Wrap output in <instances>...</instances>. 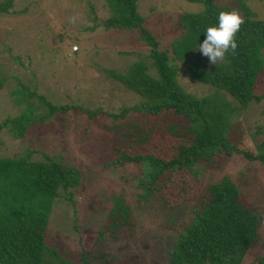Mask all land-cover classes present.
<instances>
[{
  "label": "rangeland",
  "instance_id": "rangeland-1",
  "mask_svg": "<svg viewBox=\"0 0 264 264\" xmlns=\"http://www.w3.org/2000/svg\"><path fill=\"white\" fill-rule=\"evenodd\" d=\"M237 1L214 0L232 10ZM88 2L94 6V16ZM103 4V0H14L9 14H0V122L33 120L25 138L13 140L3 131L0 156L20 158L30 151L31 161L51 159L81 170L79 186L70 190L71 201L62 195L52 205L43 264H170L169 252L181 228L195 216L200 194L219 177L228 176L241 201L264 213V163L232 156L212 163L209 172L194 175L178 170L158 197L139 199L137 183L145 181L148 169L143 163L120 165L112 160V150L127 140L117 132L124 122L117 114L132 108L138 97L110 75L124 74L136 62L149 66V51L137 41L138 31L101 26L107 20ZM247 4L264 19L261 2ZM202 9L186 0H142L137 11L160 48L170 49L180 36L178 17ZM210 65L199 50L193 51L186 64H178L181 87L196 96L209 92L211 86L192 80L188 69ZM255 92L264 94V85ZM61 107L67 111L58 112ZM244 113L248 123L243 134L240 129L232 134L240 148L258 152L255 143L264 139V129L258 136L253 133L260 125L264 128V99L250 104ZM164 127L151 130L145 150L176 153L183 138ZM119 195L132 209L134 227L125 229V237L99 236ZM258 233L257 244L241 264H257L264 256V214Z\"/></svg>",
  "mask_w": 264,
  "mask_h": 264
},
{
  "label": "trees",
  "instance_id": "trees-1",
  "mask_svg": "<svg viewBox=\"0 0 264 264\" xmlns=\"http://www.w3.org/2000/svg\"><path fill=\"white\" fill-rule=\"evenodd\" d=\"M13 1L0 0V14L8 15ZM103 1L107 20L101 26L109 30L138 31L137 41L149 51V66L136 62L124 74L110 75L138 97L132 108L117 114L124 119L117 132L127 140L112 150V160L113 164L120 165L143 163L148 169L145 181L137 183L139 199L158 197L170 175L178 170H188L194 175L209 172L212 163L232 156L264 163V139L255 143L259 154L240 148V141L236 144L232 134L234 129H240L243 134L242 129L248 123L244 112L250 104L264 99V94L255 92L264 85V19L247 4L259 1L264 11V0L237 1L233 10L246 22L237 34L235 54H227L217 65L188 69L192 80L211 86L201 96L181 87L178 64H186L193 51L199 50L208 27H218L219 13L232 9L222 8L214 0H186L202 5V12L180 15L177 19L180 36L171 42L170 49H162L159 40L144 28L145 21L138 14L142 0ZM87 5L89 14L94 16V6L91 2ZM57 111L67 110L61 107ZM32 122L6 119L0 122V135L7 130L13 140L25 138ZM163 124L172 136L183 138L171 156L144 149L151 139V130H159ZM263 129L258 126L253 137L263 133ZM80 171L51 159L31 161L30 151L20 158L0 156V264H43L44 233L52 205L62 195L71 201L70 190L79 186ZM205 189L198 199L195 216L181 228L168 262L241 264L250 247L257 244L264 213L244 204L237 186L226 175L208 183ZM117 198L99 236L125 237L128 236L125 229L134 227L130 221L131 207L120 195ZM257 264H264L263 255L258 257Z\"/></svg>",
  "mask_w": 264,
  "mask_h": 264
},
{
  "label": "clouds",
  "instance_id": "clouds-1",
  "mask_svg": "<svg viewBox=\"0 0 264 264\" xmlns=\"http://www.w3.org/2000/svg\"><path fill=\"white\" fill-rule=\"evenodd\" d=\"M75 19V17L72 18L73 22H75ZM218 20V27L213 26L206 29V39L199 44L198 48L200 53L208 58L212 65L224 61L229 53L235 54L238 48L237 34L246 22L235 10L231 12L221 11Z\"/></svg>",
  "mask_w": 264,
  "mask_h": 264
},
{
  "label": "built area",
  "instance_id": "built-area-1",
  "mask_svg": "<svg viewBox=\"0 0 264 264\" xmlns=\"http://www.w3.org/2000/svg\"><path fill=\"white\" fill-rule=\"evenodd\" d=\"M73 50H77V48H76V47H74V48H73Z\"/></svg>",
  "mask_w": 264,
  "mask_h": 264
}]
</instances>
